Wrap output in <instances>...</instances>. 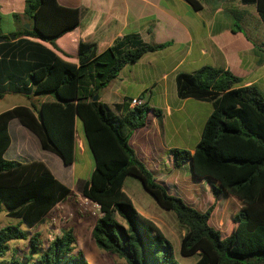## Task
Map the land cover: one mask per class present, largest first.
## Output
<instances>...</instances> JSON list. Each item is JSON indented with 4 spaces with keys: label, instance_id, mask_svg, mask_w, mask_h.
<instances>
[{
    "label": "trees",
    "instance_id": "obj_1",
    "mask_svg": "<svg viewBox=\"0 0 264 264\" xmlns=\"http://www.w3.org/2000/svg\"><path fill=\"white\" fill-rule=\"evenodd\" d=\"M184 1L194 10L200 9L197 0ZM238 1L253 6L264 27V0ZM21 15L31 20L28 28L15 30L12 40L3 35L0 42V97L5 92L28 99L33 95L36 103L0 112V212L16 219L0 226V264H90L80 251L73 252L75 239L69 227L45 245L39 233L27 236L20 225L32 228L71 192L42 161L3 156L10 143L7 124L15 118L35 136L40 149L69 165L76 117L93 160L81 195L97 204L99 211L90 237L97 248L122 259L116 264H178L170 242L135 210L123 192L126 176L138 179L159 206L174 213L184 229L179 252L195 255L192 264H264V97L259 89L254 84L242 85L230 71L209 65L176 72L173 77L178 99L205 100L211 109L191 151L170 147L166 153L173 167L187 165L194 178L205 179L214 200L230 195L239 201V209L221 236L208 223L213 202L201 212L168 194L128 144L131 132L144 126L146 114L157 117L160 109L145 102L128 107L130 98L112 107L98 101L99 93L111 86L124 65L169 42H145L130 32L96 53L93 42L74 45L77 8L59 5L56 0H24ZM66 35L73 43L61 44L59 38ZM94 95L97 98L92 100ZM43 96L47 98L41 100ZM25 239L28 249L17 258L9 243Z\"/></svg>",
    "mask_w": 264,
    "mask_h": 264
},
{
    "label": "crops",
    "instance_id": "obj_2",
    "mask_svg": "<svg viewBox=\"0 0 264 264\" xmlns=\"http://www.w3.org/2000/svg\"><path fill=\"white\" fill-rule=\"evenodd\" d=\"M2 1L7 3L6 6H4V11L7 15L8 26L7 28L0 26V36L3 37V35H6L8 37V35H13L12 33L15 30H19V25L24 22L21 15L24 7V0H0V5H2ZM56 1L59 5L78 9L79 21L75 29L74 45L79 41L93 42L96 46V53L108 47L115 38L130 32L137 33L145 42H169V45L165 48L144 53L135 62L124 65L119 70L111 86L98 95V101L105 103L109 107H112L114 103H118L125 98L138 96L148 106L160 109V115L157 117L153 116L150 112L147 113L144 126L133 130L127 140L137 159L145 168L149 166V171L151 172L155 171L156 164L159 162V154L162 152L166 153L168 148L173 147L164 144L163 138L166 137V135L170 136L169 132L172 134L173 132H177L178 129L173 125H164L162 127L158 123L161 118L171 117L173 109L172 104L174 106L177 105L176 101L172 104L168 102L164 93V88L160 85V82L167 77L171 78L174 85L173 77L176 72H193L202 65H209L230 71L240 78V83L242 85L254 84L264 97V52L259 49L261 48L264 50L263 44L261 43L260 45L257 39L254 40L250 38L259 44L254 46L250 39L245 36L240 26L236 28L233 22L224 19L221 20L217 17L219 12L224 11L223 7L220 6L229 7L233 4L235 6H238V4L239 6H247L240 4L238 0H197L200 5L199 10H194L184 0H172L174 3L180 2L184 4L185 8L190 9L191 7V13L188 12L182 16L175 13L170 8H166L162 4L163 0ZM206 6H208V8H206ZM206 9L209 14L208 19L200 15V11ZM248 11L252 12L253 9ZM13 13L18 14V17L14 18L12 16ZM247 23L252 26L250 22ZM256 23L258 24V22ZM13 38H9V40ZM3 39L0 40V42L3 41ZM59 39L61 40V44H65L68 40L73 43V40L69 38L68 35ZM131 66L141 67V73L139 74L137 71L132 70ZM157 74L159 78L155 77ZM140 76H145L146 83L136 86L135 84L140 80ZM149 77H151L150 80H148ZM147 84L154 86L158 91L159 97L163 98L161 103L162 107L148 104L145 100L144 91ZM2 97L3 95L0 98ZM46 98L47 96H43L40 99L43 100ZM26 99L28 100L27 103L17 105L28 106L30 102L36 103L33 95H31L29 99ZM189 99L202 103L207 102L211 109L210 103L205 100L184 98L181 99V102H186ZM13 106L16 105H11L9 108ZM5 109H0V112ZM204 120L201 122L202 125ZM166 130H168V132ZM7 131L10 143L4 152V158L11 160L21 159L20 161L40 160L59 182L70 189L71 195L65 200L56 203L50 211L57 207L59 203L68 201L69 198L85 201V198L81 195V189L86 180H84V182L82 181L83 184L81 188H75L74 184L76 162L84 157L85 151L88 150L84 141L79 118L76 117L74 119L73 160L69 165H63L57 156L51 152L40 149L35 136L15 118L9 120ZM200 132L201 129L199 135ZM12 134L14 135L13 138ZM12 144L15 158H7L5 154ZM192 149L193 148L188 150L191 151ZM54 157L57 158V160L59 159V163L55 161L57 162L55 163V173L45 160L48 159L52 161ZM167 161L170 162L168 156ZM189 170L191 172L190 167ZM192 178L198 181L202 180L201 178L198 179L193 176ZM137 212L141 214L139 211Z\"/></svg>",
    "mask_w": 264,
    "mask_h": 264
},
{
    "label": "rangeland",
    "instance_id": "obj_3",
    "mask_svg": "<svg viewBox=\"0 0 264 264\" xmlns=\"http://www.w3.org/2000/svg\"><path fill=\"white\" fill-rule=\"evenodd\" d=\"M1 4L0 26L7 28L8 19L4 11V6H6L7 3L2 1ZM162 4L180 16L192 10L190 6V9H188L185 8L184 4L180 2L174 3L172 0H163ZM220 7H223L224 11L219 12L217 17L221 20L224 19L233 22L235 27L237 24L249 38L254 40L257 39L263 44L264 48V27L259 21L253 6H239V4L235 6L233 4L229 7ZM206 8H208V6H206ZM250 9H253V11L249 12L248 10ZM200 15L206 19L209 18L207 9L201 10ZM22 17L24 22L19 25V29L28 27V24L31 22L29 18L25 16ZM247 22H250L252 26ZM256 22H258V24ZM131 69L137 71L139 74L142 71L139 66H131ZM155 77L159 78V75L157 74ZM150 79L151 77H149L148 80ZM142 83H146L145 76H140V80L137 81L135 85L140 86ZM150 85L151 84H147L145 87V100L148 104L162 107L161 103L163 98L159 97L157 89ZM160 85L164 88V93L168 102L172 104L176 101L177 103L176 106L172 104L173 109L171 117L161 118L158 122L162 127L164 125H173L178 128L177 132H173L172 134L169 132L170 136L166 135V137L163 138L164 144L179 148H193L199 137V131L202 126L201 122L210 110L209 104L207 102L202 103L192 99L181 102L182 100L175 96L173 81L170 77L160 82ZM27 102L28 100L22 94L5 93L3 97L0 98V109ZM166 131L168 132V130ZM13 136L12 134V138ZM13 153L14 148L12 144L7 150L5 157L15 158ZM159 155V162L156 164L155 171H152L153 178L165 185L168 194L180 198L183 202L197 211H204L207 206L213 202L212 205H214V207L209 216L208 223L217 230L221 236H225L224 234L228 230V223H231V216L239 209V201L230 195L214 200L205 179L199 181L194 180L188 166L173 167L171 163L167 161V153L162 152ZM45 160L55 173V163H57L55 161L59 163V159L57 160V158L54 157L52 161L48 159ZM92 167L93 162L91 155L89 151L86 150L84 157L80 158L75 165V188L82 187ZM147 169L150 170L149 166ZM122 190L131 200L135 210L139 211L141 216L144 215V218L153 222L170 242L174 260L178 264H192L196 258L195 255L183 256L179 252L180 236L184 229L183 226L177 222L174 213L171 210L159 206L154 198L144 190L139 180L133 176H126L124 178ZM98 213L96 207L92 206L91 203L80 199L73 200L69 198L68 201L59 203L57 207L49 211L44 218L32 228L27 229L23 224H21L20 227L28 231V237L34 232L39 233V239L42 245H45L54 235H58L62 228L69 227L72 229L75 239L73 252L80 251L90 264H116L122 262V259L118 258L115 254L97 248L90 237L91 226L98 216ZM116 218L118 221L123 222L118 216ZM15 222L16 219L8 218L4 211L0 212V226ZM9 244L10 247L15 249V256L20 258L26 253L29 242L28 239H25L11 241ZM9 256L10 253L7 252L5 258L7 259Z\"/></svg>",
    "mask_w": 264,
    "mask_h": 264
},
{
    "label": "built area",
    "instance_id": "obj_4",
    "mask_svg": "<svg viewBox=\"0 0 264 264\" xmlns=\"http://www.w3.org/2000/svg\"><path fill=\"white\" fill-rule=\"evenodd\" d=\"M142 103H143V101H142V99H141L140 97H138V96H136V97H131V98L129 99V101H128V107L138 106V105H140V104H142ZM85 202H89V203H91V205L94 206V207H96V210L98 211V206H97V204L90 202V201L87 200L86 198H85ZM98 212H99V211H98ZM98 215H99V213H98Z\"/></svg>",
    "mask_w": 264,
    "mask_h": 264
},
{
    "label": "water",
    "instance_id": "obj_5",
    "mask_svg": "<svg viewBox=\"0 0 264 264\" xmlns=\"http://www.w3.org/2000/svg\"><path fill=\"white\" fill-rule=\"evenodd\" d=\"M26 28H28V27H26ZM8 37H9V38H13L14 35H8ZM2 39H3V37L0 36V40H2ZM96 98H97V96L94 95V96L92 97V100H95Z\"/></svg>",
    "mask_w": 264,
    "mask_h": 264
}]
</instances>
